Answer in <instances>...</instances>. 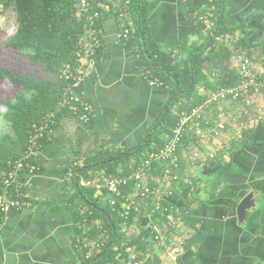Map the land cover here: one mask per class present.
Segmentation results:
<instances>
[{"label": "crops", "instance_id": "0c3cea01", "mask_svg": "<svg viewBox=\"0 0 264 264\" xmlns=\"http://www.w3.org/2000/svg\"><path fill=\"white\" fill-rule=\"evenodd\" d=\"M104 1L113 6L122 2ZM146 2L149 32L159 50L171 53V61L181 60L210 27L208 0ZM222 5L224 24L239 26L226 41L233 51L247 53L253 74L264 82V0H222ZM100 27L102 45L96 64L73 88L75 95L92 105L94 114L83 121L65 113L46 135L34 158L39 171L21 176L32 205L13 212L0 229V264H79L76 215L69 201L71 168L97 151L138 146L169 100L171 85L151 86L142 76L138 40L119 39L114 16H105ZM240 35L243 46L235 45ZM230 62L238 67L234 57ZM197 91L202 97L207 94L203 87ZM218 111L226 135L231 136L230 145L218 148V157L204 163L194 162L183 149L182 181L190 188L171 202L176 214L172 234L181 240V249L175 256L167 255L150 232L140 247V264H264V89L212 105L207 115L213 117ZM166 186L171 187V182ZM166 188L162 203L169 200ZM248 193L254 195L255 207L240 222L236 206ZM153 215L134 222L149 226ZM154 224L162 230L167 227L164 219ZM137 232L134 225L127 234Z\"/></svg>", "mask_w": 264, "mask_h": 264}, {"label": "trees", "instance_id": "16d2710c", "mask_svg": "<svg viewBox=\"0 0 264 264\" xmlns=\"http://www.w3.org/2000/svg\"><path fill=\"white\" fill-rule=\"evenodd\" d=\"M125 1L122 0L118 6L111 4V12L105 16L111 15L118 20L117 12L126 11L131 20V25L126 27L127 37L135 38L139 42L140 65L147 67L153 76L161 80L163 87L171 85L167 100L177 91H181L182 94L172 101L163 118V111L160 113L150 132L138 146L118 152L97 151L82 161L75 162L71 168L72 195L69 201L76 215L75 223L77 224L82 217L81 208L90 210L91 215L87 217L89 224L86 231L87 238L89 242H97V245L93 244L91 248L76 242L79 264H122L129 258L131 249L134 252V258L139 260L142 258L140 247L143 240L150 236L151 230V225L143 226L139 222H134V213L128 219L126 230H122L120 220L109 205L95 198L93 190L84 187L81 180L100 172L107 175L131 172L148 151L163 144L181 112H188L192 107L200 104L215 88L234 86L241 80L238 67L231 65L230 62L235 51L226 41V38L236 35L239 26L231 28L224 24L222 0H211L212 9L209 8L206 12L211 26L202 40L192 42L185 56L181 60L173 61H171L170 52L159 50L149 32L146 0H127V3ZM6 8L15 11L18 29L15 35L6 41L5 46L26 56L32 63L39 64L44 75L36 77L31 72L14 74L8 68H0V79L19 88L13 97L7 96L1 101L3 108L0 115L7 123L8 130L0 134V167L6 160L19 157L26 146L28 130L32 123L38 121L42 115L54 107L60 94L59 70L65 63L74 61L78 40L84 30L83 22L75 15L74 0H0V19L5 18L3 13ZM123 30L124 25L119 24L118 31ZM237 37L235 45L243 46L241 35ZM99 51L100 49L97 55ZM199 87L206 89L205 96L198 94ZM65 113L67 112H63L62 115ZM147 139H149L148 143L142 147ZM189 141L190 138L187 135L176 153L180 166L183 161L182 150ZM44 142L45 138L42 139L41 146ZM125 155L128 156L124 157ZM131 157H135V160L130 161ZM217 157L218 155L215 158ZM115 158L117 160L109 164L96 166L100 162ZM83 166H87L88 169L79 174L76 188L73 182L74 175ZM117 166L121 167L118 169ZM153 167V173L162 175L163 164L157 163ZM173 173L177 175V178L171 179L172 194L168 196L169 200L164 202L162 207L167 208V213L175 218L176 214L171 211L173 208L171 202L177 199L182 190L189 189L190 186L182 181L184 178L181 168ZM153 202L154 198L149 201V205L152 206ZM92 204L96 208L91 207ZM105 214L110 217L115 228V239H113L112 226ZM152 218L153 223H157L165 218V214L160 209L154 212ZM94 222L96 224H93ZM98 225L101 228H98ZM134 225L138 227V232L128 235L129 227ZM77 232L76 235H79L78 229ZM110 243L106 252L97 259Z\"/></svg>", "mask_w": 264, "mask_h": 264}, {"label": "built area", "instance_id": "2783aa9c", "mask_svg": "<svg viewBox=\"0 0 264 264\" xmlns=\"http://www.w3.org/2000/svg\"><path fill=\"white\" fill-rule=\"evenodd\" d=\"M125 2L127 3V0ZM210 2L211 0H208V7L212 9ZM74 4L75 15L83 22L84 30L78 40L74 61L65 63L59 70V98L51 110L32 123L28 130L26 146L19 157L6 160L0 167V229L13 212L32 205L21 176L24 173L34 174L39 171L34 158L41 147L42 139L56 124V120L63 112L73 114L83 121L89 120L94 114L92 105L75 95L73 88L87 77L96 64L97 51L102 45L100 22L106 14L111 12V4L104 0H74ZM117 18L120 26L124 25V30L118 31V38L127 39L128 29L126 27L131 25V20L125 10H119ZM209 25L211 26V22ZM17 29L18 21L16 13L13 12L8 22L9 38L15 35ZM137 59L141 60L140 55ZM234 59L241 74L240 82L234 86L215 88L205 96L200 104L192 107L188 112H181L168 138L158 148L148 151L131 172L116 175L100 172L81 180L84 187L93 190L95 198L109 205L120 220L122 230H126L132 213L137 219L153 215L154 212L162 209L165 214L166 229L162 230L152 223L150 232L154 242L161 246L169 256L177 255L182 242L173 236L174 216L167 213V208L162 207L163 203L160 199L163 197L164 186L167 187L165 195L172 194L171 187L168 188L166 183H170L171 179L175 180L177 175L173 171L181 168L176 153L181 148L182 141L187 135L189 136L190 141L183 149L187 148L194 162L204 163L206 160L215 159L218 148H227L230 145L231 136L226 135V123L222 113L218 111L210 117L207 115L208 108L222 102L238 100L251 90L259 92L262 88L264 89V82L252 72L251 59L247 53L236 50ZM140 72L151 86L163 85V82L153 76L147 67L140 65ZM157 163L164 166L162 175L153 173V165ZM166 163L168 164L165 165ZM152 198L154 202L150 206L149 201ZM80 214L82 217L76 224L80 234L76 236V242L91 248L93 244L97 245L95 241H88L86 233L89 227L87 217L91 215V212L86 208H81ZM97 227L101 228L100 225ZM169 229L171 235L168 232ZM122 264H140V261L132 256Z\"/></svg>", "mask_w": 264, "mask_h": 264}, {"label": "rangeland", "instance_id": "374dc122", "mask_svg": "<svg viewBox=\"0 0 264 264\" xmlns=\"http://www.w3.org/2000/svg\"><path fill=\"white\" fill-rule=\"evenodd\" d=\"M15 12L11 8L4 10V19H0V68H8L14 74H21L24 72H31L36 77L44 75L41 66L36 63H32L28 58L20 53H17L5 46L6 41L9 38L8 34V22L11 13ZM19 88L14 87L7 82L0 79V111L2 110L1 101L9 96L13 97ZM8 130L7 123L4 122L0 115V134ZM135 157H131L130 161H134ZM105 204V203H104ZM107 206V205H106Z\"/></svg>", "mask_w": 264, "mask_h": 264}, {"label": "water", "instance_id": "95a60500", "mask_svg": "<svg viewBox=\"0 0 264 264\" xmlns=\"http://www.w3.org/2000/svg\"><path fill=\"white\" fill-rule=\"evenodd\" d=\"M180 94H182V92L181 91H177V92H175L170 98H169V100L167 101V103H166V106H165V108H164V110H163V114H162V118L166 115V112H167V109H168V107H169V105L172 103V101L176 98V97H178ZM148 140L149 139H147L145 142H144V144L142 145V147H145L146 146V144L148 143ZM128 155H125L124 157H127ZM115 160H117V158H115V159H112V160H107V161H104V162H100V163H98V164H96V166H103V165H105V164H109L111 161H115ZM86 169H88V167L87 166H83V167H81L76 173H75V175H74V186L77 188V181H78V176H79V174L82 172V171H84V170H86ZM91 207H93V208H96V206L95 205H90ZM255 207V201H254V195L252 194V193H248L247 195H245L240 201H239V203L237 204V206H236V216H237V219H238V221H240V222H242L243 220H244V218H245V216H246V212L249 210V209H251V208H254ZM99 211H101V209H98ZM105 216H106V218H107V220H108V222L111 224V226H112V230H113V239H115V237H116V233H115V228L113 227V224H112V221H111V219H110V217L107 215V214H105ZM110 245H111V243L110 244H108L107 246H106V248H105V250L97 257V259H99L105 252H106V250L110 247Z\"/></svg>", "mask_w": 264, "mask_h": 264}]
</instances>
